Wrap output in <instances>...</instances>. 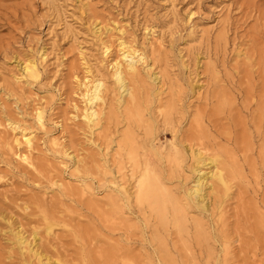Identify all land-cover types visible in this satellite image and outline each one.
<instances>
[{"label":"rangeland","instance_id":"1","mask_svg":"<svg viewBox=\"0 0 264 264\" xmlns=\"http://www.w3.org/2000/svg\"><path fill=\"white\" fill-rule=\"evenodd\" d=\"M119 41L147 63L133 83L139 122L124 115L110 76ZM30 58L33 80L20 75ZM97 75L107 89L95 129L80 116V84ZM210 158L229 189L210 194L208 212L186 207L179 224L169 204L161 220L133 202L148 166L185 208L194 166ZM261 218L264 0H0V264L37 261L15 233L49 264H218L225 240V264H264Z\"/></svg>","mask_w":264,"mask_h":264},{"label":"bare ground","instance_id":"2","mask_svg":"<svg viewBox=\"0 0 264 264\" xmlns=\"http://www.w3.org/2000/svg\"><path fill=\"white\" fill-rule=\"evenodd\" d=\"M95 33H97V32H95ZM100 34H99V37L101 36ZM97 37H98V35H97ZM119 47L120 48H118V50H119L118 55L115 54L116 57L112 58V61H110V63L112 62L111 63V65H112L111 66L112 67V70L111 71L112 72L110 73V76H112L111 78L114 81L115 87L119 91V97H118V99L116 98L117 99V103H118L119 107L123 106V109H124V112H125L124 115H127L129 118H132L136 122H139L141 120V115L142 114H141V112L139 110V104L137 102L136 89H135V86H134L133 83L139 80V77H140V66H143L144 64H147V63L145 61L144 55L138 49L133 48L130 45H125L123 42H120ZM103 49H105L106 53H109L110 52V44H109V46H108V44L105 45V47ZM21 69H22V73H20V75L22 74L21 78L23 77L24 79L26 78L27 80L28 79H32V80L33 79H36L39 76V74H40L38 62L35 60V58L34 59L33 58H30V59L25 60V62H23V66H22ZM154 74L155 73H153V75ZM155 79H156V77H154V80ZM154 80H152V81H154ZM80 86H82V88H83L82 89L83 91L81 93V99L84 102L83 108L81 109L80 116L82 115L81 117H82V119L84 121V124H86L90 128H95V127L98 128V126L100 125V123L102 121L101 118L104 115V112H103V108H104L103 106H104V103H105V97L104 96H105V92H106V89H107L106 86H105V80H104V78L102 76H98V77H95V78L93 77V79L87 78V79H85V81H83L80 84ZM75 109H78V108L75 106ZM36 115H37V120L39 122H42V112L41 111H38L36 113ZM131 133H133V132H131ZM21 136H22V139L24 140L21 143L26 146V149H28V150L30 149L31 150L32 147H34L33 146V143H34L33 142V139H34V137H32L31 135L26 134V133H22ZM17 139L15 140L17 142V143H15V145L16 144H19V142H18ZM125 141L129 145L133 144V139L130 137V135H129V137H127V135H125ZM24 145H22V146L24 147ZM129 154L132 157H134V150H133L132 147H131V151L129 152ZM167 155H169V154L167 153ZM195 157H196V155H195ZM20 159H22L24 162H26L30 166L33 163V162L32 163L30 162V158H29V156L26 153H24L22 156H20ZM198 161H199V159H198ZM167 163H170V161H168ZM201 165H202V167L203 166L205 167L207 165H211V166L206 167V169H208V171H205V169L203 170V168L202 167H199V165L194 166L195 167L194 172L196 173V176L193 179L194 180L193 185H191L190 187L188 186L189 188L185 192V194H186V198H185L186 199V206H185V208L181 207L182 205L180 204V199H178L176 197H173L171 195V193L161 184V182L158 179L157 175L153 172V170H150L151 167L149 169L148 166H145L144 167L143 164H142V166L144 167V169L140 172V174L138 176L137 184L135 186V191L133 193V198L135 199L133 202L136 201L137 203L141 204L139 206H142V204H144V203L148 204L149 207H147V208H150L152 210V212L153 211H156L157 214H158V216H159V219H161V220H164L166 218V216L168 215L167 214L166 207L169 204L171 206V209H172V214L171 215L173 216V219H174V217L175 218H178V223L179 224L180 223L181 224H184L183 222H181V219L185 220L184 214L186 216L187 208H190V209H200V210H203L205 212H208V210H210L209 209V203H208V200H209V198L211 196L210 194L211 193L212 194L213 193H217V191H218L219 188H223L224 191H227L229 189V186H228V182L226 181V179L224 177V174H223V171H224L223 170V167L222 166H217V162H216V160L214 158H210L209 159V162L202 161V164ZM138 166H139V164H138ZM133 167H134V165H133ZM212 168H214V169H212ZM135 175H136V173H135ZM160 178H162V177H160ZM206 189H210V192L209 191H206ZM118 192L122 195V197H123L122 199H125L127 202H129L131 195H129V193L127 192V190H126V188L124 186H121ZM185 194H183V195H185ZM112 201L114 202V200H112ZM137 203L135 204L136 206H137ZM124 204H126V203H124ZM213 204H214V202H213ZM144 207L146 208V205ZM219 207H220V205H219ZM141 208L142 207H140V209ZM211 209H213V207H211ZM151 210H149V212ZM46 214L44 213L45 220L49 218L48 217L49 213H48V215H46ZM187 216H188V214H187ZM195 222L198 223V220H195ZM259 222L260 223H264V220L261 218V220ZM47 224H49V228L52 225L50 223H46V225ZM261 228L262 227H261L260 224H258V226L255 225V226L252 227V229L254 231H256L257 234H260L261 233ZM182 231H185V230L182 229ZM202 231L203 230H201V229H198L197 230V228H196L195 236L198 239V241L204 240V237L205 236L203 235V232ZM22 234H19V233H15L14 234L15 235L14 237H15L16 245L19 248V250H21V253L22 252H33L34 255H32V256L37 257V261L35 262V264H49V259H45L46 261H44L42 259L43 257H41L42 254L41 255H38L37 250L34 251L33 250V247L31 248V246H33V243H31L30 241H28ZM155 234H156V232H155ZM184 234H185V232H184ZM33 237L36 240V234H34ZM12 240H13V238H12ZM193 241L196 243L197 240L196 239H193ZM227 241L228 240H225L224 241V244H223V247H222V251H221L222 252V256H223V258H222L223 260L220 263L218 262V264H225L227 262V258L229 256H231V254H230L231 253V250H230L231 246L229 245V243ZM183 246H184V244H183ZM220 250H221V248H220ZM153 253H155V252H153ZM157 255H158V253H157ZM161 256L162 255H160L159 257H161ZM168 256L169 255H167V257ZM172 256H174V255H172ZM209 258H211V256ZM170 259L172 261V258H170ZM173 259H175V258L173 257ZM28 260L29 261L27 262V264H32V262L30 261V259H28ZM174 264H176V262Z\"/></svg>","mask_w":264,"mask_h":264}]
</instances>
